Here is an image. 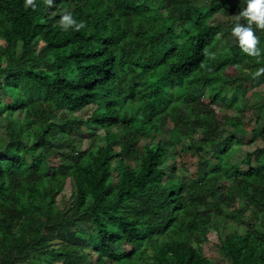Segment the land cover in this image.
Returning a JSON list of instances; mask_svg holds the SVG:
<instances>
[{"label": "trees", "instance_id": "1", "mask_svg": "<svg viewBox=\"0 0 264 264\" xmlns=\"http://www.w3.org/2000/svg\"><path fill=\"white\" fill-rule=\"evenodd\" d=\"M34 3L0 0V264H216L201 239L215 217L228 231L216 244L226 263L264 264V145L232 163L239 134H264V98L251 128L244 110L225 111L264 82V54L244 53L231 32L247 22L246 0ZM65 9L80 29L60 27ZM165 126L171 147L193 141L191 188L165 168L179 157L161 142Z\"/></svg>", "mask_w": 264, "mask_h": 264}, {"label": "rangeland", "instance_id": "2", "mask_svg": "<svg viewBox=\"0 0 264 264\" xmlns=\"http://www.w3.org/2000/svg\"><path fill=\"white\" fill-rule=\"evenodd\" d=\"M198 1L200 4L204 2V0H198ZM216 17H218L217 20L220 21L222 24L224 25L227 24L226 17L222 16L221 14L217 15ZM224 32L225 31L222 30V33ZM0 45H4V41L1 39H0ZM247 88L249 90L248 94L240 102H238V105L236 106V108H234L233 111L231 110H225V111L228 114H231V116H236V115H240L241 110H244L247 114V118L245 119V122H248V124L246 125V128H251L252 126H254V123H252L251 119L254 117L255 114H257L258 106L259 104L262 103L263 98H264V82L261 77H257V79L253 83L249 84ZM206 94H207V91L205 88L197 89L196 91V95L201 100L202 105H204V108L208 109L207 107L208 99L206 97L207 96ZM212 107L217 112L222 111L221 110L222 105L219 103L213 105ZM93 109L94 107L90 106L88 108H85L81 113L75 112L71 114L70 116L72 119H76V120L82 117L85 119L89 114H91ZM56 120L59 122H63L61 117L57 118ZM5 127H6V120L4 117H0V141L2 143H6L8 141L7 137L5 136V129H6ZM257 128L261 132L264 131V115H263L261 124ZM162 129L164 130V137H163L164 139H161L162 140L161 142L165 144L166 146H168V148L170 149L169 155H171L172 157L173 156L172 154H174V156L178 154L179 156V157H175V160L171 159V163L165 165V168L169 172L171 177H174V179L176 180L185 182L187 187L191 188L197 182V177L195 178L194 176L197 173L196 172L197 170L195 169L196 168L195 167V157H193V150L190 151L187 149L188 147L193 146L192 145L193 141L186 140L184 142H181L175 148L171 147L166 138L168 134V127L165 126ZM221 131H222L221 134H223V137H225L229 135L233 131V129L231 127H225L224 129L221 128ZM86 133L87 131L77 130L76 134L72 138L74 142L73 145H75L76 148L80 150H85L90 146V138L88 134ZM88 133L91 135L97 133L98 135H101V136L102 134H104L102 130H98V131L90 130L88 131ZM238 137L241 139H244L245 145L243 147V152H236L235 150L232 151V157H233L232 163L233 164H236L237 162H239L245 156V153L252 152L255 150L256 147L264 145V134H262L261 136H259L258 138L254 140H252L253 137L251 133H249L248 135L239 134ZM157 140L158 138L155 139L156 142ZM57 148L59 149L60 152H66L69 149V147L67 146L60 147V145H58ZM173 164H174V168H172ZM62 196H64L68 204L74 202V198L71 195L70 189L68 188L65 189ZM216 200L219 201V198H217ZM63 204H65V202L61 200V197H60L59 203H58L59 207L62 208ZM241 207L243 208V210H247L245 205H241ZM247 216H249V213H247ZM255 223L259 230L263 229V227L258 221H255ZM247 224H249V222L246 221L244 223V228L247 227ZM208 232H209L208 238L207 237L201 238L203 249H204L206 256L212 259L216 264H228L226 263V261L222 259V257L220 256L216 248L217 241L220 238H222L225 234H227L228 232L223 226L221 218H218V217L214 218L213 224H211L208 227Z\"/></svg>", "mask_w": 264, "mask_h": 264}, {"label": "clouds", "instance_id": "3", "mask_svg": "<svg viewBox=\"0 0 264 264\" xmlns=\"http://www.w3.org/2000/svg\"><path fill=\"white\" fill-rule=\"evenodd\" d=\"M52 4L54 0H47ZM247 7L243 8L240 16L247 18L246 23L236 22L231 28L234 37L238 38V43L244 53L250 56L261 57L264 54V48L258 47L259 36L256 29H264V0H246ZM35 8L37 5L34 0H25V7ZM63 30H68L74 26L80 29L84 21H78L74 14L65 9L61 19L57 22ZM264 73V66L258 68L256 75Z\"/></svg>", "mask_w": 264, "mask_h": 264}]
</instances>
